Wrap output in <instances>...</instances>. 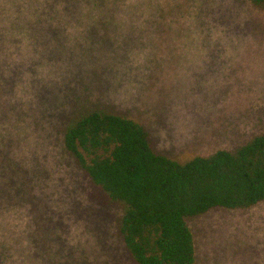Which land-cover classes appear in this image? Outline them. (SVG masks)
Masks as SVG:
<instances>
[{"label": "rangeland", "instance_id": "obj_1", "mask_svg": "<svg viewBox=\"0 0 264 264\" xmlns=\"http://www.w3.org/2000/svg\"><path fill=\"white\" fill-rule=\"evenodd\" d=\"M161 1L76 12L34 1L33 28L0 31L2 236L14 251L34 238V264H136L118 231L122 205L65 148L81 111L130 117L181 162L264 131V7ZM187 222L194 264H264V200Z\"/></svg>", "mask_w": 264, "mask_h": 264}, {"label": "trees", "instance_id": "obj_2", "mask_svg": "<svg viewBox=\"0 0 264 264\" xmlns=\"http://www.w3.org/2000/svg\"><path fill=\"white\" fill-rule=\"evenodd\" d=\"M34 1L43 0H0V31L33 28ZM253 2L264 7V0ZM97 7L160 9L162 1L53 0L57 10ZM64 145L108 201L122 205L118 231L136 264H194L189 218L264 200V131L232 150L218 149L181 162L157 151L139 122L94 108L81 111L67 124ZM2 222L0 264H34V238H26L27 250L14 251L2 236ZM31 222L29 227L34 226L33 217Z\"/></svg>", "mask_w": 264, "mask_h": 264}]
</instances>
